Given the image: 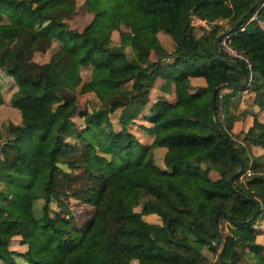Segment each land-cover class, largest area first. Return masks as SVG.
<instances>
[{"label": "trees", "instance_id": "1", "mask_svg": "<svg viewBox=\"0 0 264 264\" xmlns=\"http://www.w3.org/2000/svg\"><path fill=\"white\" fill-rule=\"evenodd\" d=\"M105 1L0 0V19L16 31L0 36L6 92L0 97V226H9L0 229V262L129 264L126 254L135 249V264H212L201 248L215 251L208 239L219 235L233 238L246 264H264V244L256 239L264 223V202L256 195L264 193V153L251 149L264 147V124L233 131L242 111L221 92L252 91L253 103L264 109V0L233 29L255 0H115L116 23ZM79 2L92 16L77 29L67 18ZM145 12L156 15V25L139 21ZM193 13L211 26L197 33ZM114 27L118 44L96 36ZM223 30L239 55L218 43L219 54L235 63L214 52ZM48 49L47 59L33 58ZM241 67L249 79L233 85L243 80ZM158 74L172 81L175 98L155 113L146 102ZM71 76L80 78L79 92L93 94L90 104L80 105ZM190 76L205 83L194 85ZM117 109L116 126L111 114ZM138 114L149 122L139 123L141 133L131 128ZM197 124L209 130H193ZM143 132L152 139L142 140ZM156 146H165L163 166L154 161ZM69 198L91 205L88 217L78 221ZM148 212L161 223L145 219ZM15 235L26 250L10 246ZM34 239L41 241L38 252ZM246 252L256 260H246Z\"/></svg>", "mask_w": 264, "mask_h": 264}, {"label": "rangeland", "instance_id": "2", "mask_svg": "<svg viewBox=\"0 0 264 264\" xmlns=\"http://www.w3.org/2000/svg\"><path fill=\"white\" fill-rule=\"evenodd\" d=\"M110 11V15L112 17V19L114 20V22L116 23L117 19H118V15H119V11L116 5L115 0H106L104 3ZM92 13L89 12L84 5L80 4V2L78 3L75 12L67 18V21L69 23L70 26L75 27L77 29L82 28L91 18ZM139 21L143 22V23H149L151 25H156V15L151 13V12H145L143 14H141L139 16ZM218 22V24H220V26L222 27H227L228 22L227 21H223L221 19L216 20ZM196 27H198V30L196 31L197 33H200L201 30L204 29H208L204 26H202L201 24L198 25H194ZM211 26V22L209 27ZM159 32V36L160 38H164L167 37V34L164 33L161 29H158ZM16 33L15 31V25L13 23L10 22H5L3 19H0V36L1 37H7V36H11L14 35ZM96 36L101 39L103 42L108 43L109 45H116L118 44V30L116 27L112 28V29H104L102 31H99ZM219 45L221 46V39L218 41ZM140 47L142 49H145L144 47H142V45L140 44ZM222 47V46H221ZM50 49V48H49ZM48 51L46 50H37L34 52L33 54V58L38 60V61H42L48 58L49 56V52L51 50ZM125 49L128 50L130 53H133V51L130 49L129 45L125 46ZM146 50V49H145ZM147 51V50H146ZM149 57L151 59L154 58V53L149 52ZM160 71L164 72V69L160 68ZM70 82L72 84V86L74 87L77 97L79 99V103L80 105H88L90 104V100L94 98L93 94L90 92H84L81 93L79 92V86H80V78L77 76H71L70 77ZM222 91H224L225 93H229L231 95H234L236 93V89L231 87H224L222 88ZM3 93L5 94L6 92H4V89H0V97L3 95ZM250 95V96H249ZM254 95V94H253ZM246 96L249 97L246 102L251 103V93H246ZM175 97V93H174V87H173V83L171 80H168L166 78H164V76H162L161 74H158L154 77L153 81H152V85L149 89L148 92V99L146 102V110L150 111V112H155L158 113L160 111H162L166 105H167V101L174 99ZM236 100V106L239 102L238 98H235ZM241 108H239V106H237V110H240ZM248 109L251 111L250 115H244V119H243V126L245 127V129H247L248 127H252L254 130H261L262 125L264 124V115H260L259 113L254 112V108H252L251 106H248ZM118 112L119 109H117L115 112H113L111 114V117L114 121V124L117 126L118 125ZM75 120L76 121H80V117L75 115ZM139 123H149L148 120L144 119L143 114H138L135 117V121L134 123L131 124V128H133L134 130L136 129L138 133H141L142 130L139 127ZM192 129H199L203 132H206L209 130V127L201 125V124H197L192 126ZM140 135V134H139ZM261 137L264 139V133L261 134ZM141 139L142 140H149L152 139L148 134L144 133L141 134ZM27 142L32 143L34 138L32 136H29L25 139ZM252 145V144H251ZM164 146H157L155 148H153V158L154 161L159 164V165H164L163 160H162V152L164 150ZM247 172L244 173L242 175V177H246ZM257 197H259L261 199L262 202H264V193H256ZM69 201L71 203L72 209L73 211L76 213L77 215V219L78 221L81 222V220L85 219L86 217H88V215L90 214L91 210H92V206L83 202H80L77 199H73V198H69ZM40 203V200L39 202ZM51 209L56 208V204L55 202L51 201L50 203ZM140 204L135 205V209H140ZM148 213H153L155 215V221L153 222H159L161 223V219L160 217L155 213V212H148ZM147 214V213H145ZM145 214L143 215V217L149 221H152V219L148 218L147 216H145ZM8 227H6L5 225H1L0 229H8ZM257 240L262 242L264 244V232L262 234H259L257 236ZM216 246V250L215 251H211L209 250L206 246H203L201 248L202 253L205 254V256L212 260V264H246L245 261H243L242 259H240L238 257V255L235 252L234 249V241L233 238L231 236H227L224 237L222 239H219L217 242L213 243ZM10 246L11 247H16L22 250H26L28 245L27 243H20V236H14L11 241H10ZM31 248L34 252H38V250L41 248V241L39 239H34L32 244H31ZM256 254L254 253H250V252H246L244 253V258L248 261H253L256 260ZM126 261L129 264H135L137 263V251L131 250L126 254ZM0 264H2L0 262ZM24 264H27L24 262Z\"/></svg>", "mask_w": 264, "mask_h": 264}, {"label": "crops", "instance_id": "3", "mask_svg": "<svg viewBox=\"0 0 264 264\" xmlns=\"http://www.w3.org/2000/svg\"><path fill=\"white\" fill-rule=\"evenodd\" d=\"M165 33V32H164ZM158 36H159V32H157ZM160 37V36H159ZM190 81L192 84L194 85H197V84H204L205 83V79L203 76H190ZM224 88V87H223ZM231 88V87H229ZM236 89V93L234 95H231L229 93H225L224 91H222L221 89V92L226 94L227 96H229L232 100H235V98H238L239 99V102L237 104V106H239V108H241L240 110H237V107L235 109L236 112H240L242 111L241 114H239V116L237 118H235L232 122V130L233 131H237L238 129H243V130H246L245 127L243 126L244 122H243V119H244V115H250L251 114V111L248 109V106H251L252 108H254V112L256 113H259L260 115H264V109H260L259 107L256 106V104L253 103V92L252 91H241L239 90L238 88L233 87ZM246 93H251V103L249 102H246V100L249 98L246 96ZM240 96V97H238ZM250 96V95H249ZM175 98V97H174ZM173 100V99H172ZM224 117V115H223ZM151 140V139H150ZM149 141V140H147ZM157 147V146H156ZM165 147V146H164ZM155 148V147H154ZM251 149L254 153H264V147L261 145V144H256V143H253L251 145ZM165 150V148H164ZM163 150V152H164ZM162 152V153H163ZM210 175L212 177H215L217 176V173L215 171H210ZM259 198V197H258ZM260 199V198H259ZM261 200V199H260ZM145 216H147L148 218L152 219V221H155V215L153 213H147L145 214ZM264 232V223H261L259 225H257V233H256V239H257V236L259 234H262Z\"/></svg>", "mask_w": 264, "mask_h": 264}, {"label": "water", "instance_id": "4", "mask_svg": "<svg viewBox=\"0 0 264 264\" xmlns=\"http://www.w3.org/2000/svg\"><path fill=\"white\" fill-rule=\"evenodd\" d=\"M259 2V0H255L251 5L250 7L248 8L247 11H245L242 15H240V17L238 19H236L234 21V23L229 27V29H233L234 27L238 26L241 22H242V19L244 18V16L248 13V11L250 9H252L257 3ZM226 31L223 30V31H220L216 37H215V40H214V52L216 54V56L218 58H220L221 60L225 61V62H233L235 63V60L231 59V58H227V57H224V56H221L219 54V50H218V41L221 39V37L223 36V34H225ZM241 71H242V74H243V80L242 81H231V83L233 85H237V86H243L244 84L247 83L248 79H249V76L247 75L245 69L243 67H241ZM216 89H217V85H215L213 87V90H212V95H211V100H212V105L214 104V100H215V92H216ZM240 169L237 170V172L239 171ZM231 177L230 176L228 178V182L230 184H232V180H231ZM254 201H256L254 199ZM256 210V209H255ZM220 211V208L216 209V211L214 212V224L217 225V214L218 212ZM212 244L217 242L219 240V235H216L213 239H208Z\"/></svg>", "mask_w": 264, "mask_h": 264}, {"label": "built area", "instance_id": "5", "mask_svg": "<svg viewBox=\"0 0 264 264\" xmlns=\"http://www.w3.org/2000/svg\"><path fill=\"white\" fill-rule=\"evenodd\" d=\"M255 17V12H253L250 16V18ZM190 23L192 25H202L206 28H209L210 22L208 21V19L204 16L199 15L198 13H193L191 15L190 18ZM228 39V33L226 32L225 34H223V36L221 37V46L223 49L227 50L228 53L232 54V55H239L227 42Z\"/></svg>", "mask_w": 264, "mask_h": 264}]
</instances>
